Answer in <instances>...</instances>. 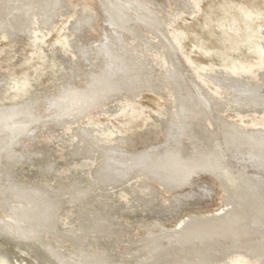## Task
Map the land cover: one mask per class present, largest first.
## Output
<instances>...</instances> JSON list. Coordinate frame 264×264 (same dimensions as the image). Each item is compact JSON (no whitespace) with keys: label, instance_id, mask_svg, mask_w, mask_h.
<instances>
[{"label":"bare ground","instance_id":"1","mask_svg":"<svg viewBox=\"0 0 264 264\" xmlns=\"http://www.w3.org/2000/svg\"><path fill=\"white\" fill-rule=\"evenodd\" d=\"M31 1L32 0H0V4L6 3V5L8 4L11 5V7H16L17 11H19L17 20H20V16H22V13L26 15L29 3ZM57 1L59 2L58 9L56 8L52 13L41 12V10H44L45 8L42 7V3L39 2V5L34 7V14L28 19V21H30L26 23V26H28V28H26L25 30L18 29L16 27L8 29L5 25V22L0 21V32L2 33L0 35L1 38L4 37L19 40L20 37H22L21 41L24 38L28 40L29 43L36 49H42V51H46L47 49L45 48V38L48 33H50L49 29L51 25L55 21L59 20H55L56 17H61V15H63L64 13L68 14L69 17L66 24L60 30L61 43L64 48L60 49L59 46H57L56 48H50L52 52L55 51V54H53L57 58L56 60L59 59L56 75L51 77L52 82L50 84L42 87L41 92L35 93V91L31 89V80L36 79L35 77L30 78L29 75L22 76L13 78V81L9 82V77L3 78L0 74V108L3 111L5 110V112H14L19 108L26 107V105H29L30 107L31 105L36 106L37 109H43L48 106H55L58 103H62V101H64L65 99H67V102L64 105L65 108H71L75 111L74 105H76V103H78L82 98L79 96L80 94H88L93 97L100 90L112 87L113 84L110 82L111 78L119 76L122 81L125 74L132 73V75L136 77L134 79V85L136 84L134 91H128L123 94H112L108 98H120L121 100L125 98L128 100L122 101L120 105H109L110 102H108L104 107H102V109L98 110L99 115L106 116V120L102 121L99 124L92 123L91 126H95L91 129V131L98 129L96 131L97 134L93 135L92 139L94 138L100 141L101 136H107V138H113L115 136L128 138L127 135H124V133H122L123 129H116L119 126L114 125L111 121L112 118L110 117H114L113 115H115V112L117 111L121 112L120 116L122 117L123 111H131L133 107H137L139 110L142 109L143 106L136 104L134 101V98H136L140 92H143V90L150 91L152 88H159L158 91H162L159 96L163 95L166 97L164 104L161 106L162 112L160 114H155L157 119L154 116H149L147 114L145 115V119H150L151 117H153L154 121L146 125L144 132L147 133L149 130L153 131V129L155 130V127H158L160 133L162 134L161 138H159L158 141L152 140V142H154L153 144L144 147L140 151L138 150L131 152L130 155L132 156V158L130 159L123 155L124 153L122 152V147L120 144L108 143L107 145H100V148L97 147L100 156L98 163H96L95 165H91L89 167V170H87V172L89 171L88 174L91 178L89 180L90 182L88 181V183L93 184L96 181H100V183H102L101 185L109 184L108 182H111L112 175H107L108 171L105 167L108 168L109 166H115L120 170L122 168H125L128 170L127 174L132 170H137L141 172V175L145 174L149 179L156 180L159 184L162 185L164 190L169 191V195H166L165 199L167 200V202H169L170 207H173L174 209H180L182 207L192 205L194 202L187 201L185 197H182L183 194L190 195L194 191L190 187L191 181H187L183 178L185 181L183 180L179 182V184L177 183L176 185H172L174 184L172 178L169 175L160 173L161 167H163L165 164L170 167L175 166V168H177L176 171L179 172V175L180 173L183 174L187 169H194L197 168V166L199 167L200 161L203 159V153H218V147H221L220 143H222V141L224 140L223 138L221 139V133L224 134V137L225 135L229 134L230 139L233 138V135L235 134L240 138H245L246 140H258L257 138H264V106L258 105L247 106L248 108L245 110L252 111L255 117H260L259 119H261V121L263 122L253 123V117L248 118L246 116L248 114H244L245 110H241L240 113L243 114V119L247 120L248 122H246L245 124H240L237 128L233 126L232 120L227 119V124H222L221 131H218V133L220 134H217V131L214 132L212 129L206 128L203 129L202 132H199L200 137L197 140L190 128V124L192 123L193 119L192 116H194L195 113L190 108L192 106L191 104H193V101L196 100L195 97L197 95H200L201 98L203 97V101H207L209 105H211L213 110L212 102H214L215 97L212 96L205 88V84L203 81L204 77H210L212 79L211 81L214 87L224 93L226 92V95H234L236 94V90H242L250 94V97H248V99L256 96L257 93L261 91L262 85L264 87V23L261 20V18H264V11H262L261 8L256 7L252 1L249 0L247 1V3L242 2L239 5L234 3L232 0H222L217 3L216 9H213L211 7V9H209L207 12L205 11V23H208V21H216V26L223 36H220L218 39H216V44H214L212 47H206L205 41L202 39V37H196V39L194 38L195 40H193L194 43H192V46L194 47V49L196 48L204 52L207 56L211 57V53H213L215 59L218 61V63L216 64L196 63L184 51H182L183 53L181 54L179 52V47L182 49V41L184 40V37L186 35L185 30L172 26L169 30V33L172 37H174V39H172L171 41V39L167 35V30L163 26V23L156 17L155 11H157V8L152 7L142 0H94L97 4L98 9L89 7L86 4H73L70 0ZM199 1L200 0H172V3L175 5V7H172L174 9L180 10L184 8L191 9L189 11V14L194 12L193 15H195V11L198 10ZM190 4H193V6ZM195 6H197V9H195ZM213 13H215V18H213V16L211 17V14ZM16 16V14L12 15V17ZM97 18L100 21V26L98 28L96 36H92L90 34L86 35L88 26L96 21ZM131 24H138L146 28L148 32H150L149 34L151 35V37L140 35L134 37L131 40L128 39L126 35H128L129 32L133 30V28L130 27ZM155 37L159 41V43L156 42V40L154 39ZM132 41L137 43V47H135L134 44H131ZM242 46H246L248 50H252L257 55H261L262 58L257 60L256 63H253L252 59L250 60V58L247 56L240 57L239 55H236V53L239 52ZM260 46H262L263 49H260L262 48ZM70 54L73 57L70 58L68 56ZM182 56L187 59L188 63ZM144 61H146V63H144ZM152 64L155 65L157 67V70L161 72V76L160 78L158 77V79L146 77L149 71L146 67L147 65L153 67ZM126 66H128L129 72L125 69ZM153 69L154 68H151L150 70ZM157 70L153 71L157 73ZM140 79L142 80L140 81ZM259 83L260 86L258 85ZM256 85L258 86L256 87ZM3 96H5V98H3ZM69 103L71 105H69ZM78 104L80 105V103ZM239 104L241 103H238L237 105ZM3 111H0V117H4ZM201 111L203 112L204 109H202ZM142 114H145L144 110H142ZM87 117L89 118V116ZM209 117H211L212 120L216 121L219 118V115L213 112L211 113V115H209ZM117 118L120 117L118 116ZM124 120V122L119 120L118 124L124 126L126 122L129 123L131 121L127 120L126 118H124ZM55 122L58 121L53 120L51 124H54ZM154 122H157L156 125H154ZM77 125L80 124L78 123ZM55 127L57 128V125ZM214 127L216 126L213 125L212 128ZM77 128L78 127H75L74 130L77 133L81 132L77 130ZM50 129L54 130L51 126L49 127V130ZM180 136L187 138L188 140L182 141L183 138L181 139ZM218 137L220 138V143H218L217 145L216 143L218 142ZM184 142L187 143L186 147L189 146L188 149L183 146ZM191 143L193 144L191 145ZM87 145L93 146L90 143ZM79 146L83 145L79 143ZM260 146L261 147H259V149H257V147L256 150H254L252 146L247 145V147H249V149H247V152L248 150H250V152L248 153L245 150L239 151L238 146L236 148L232 147V155H240L241 158H244L245 162H247L243 166H240L238 169H232L229 165L228 168L230 170V174H233L234 178H232V180L228 183L229 185H226L224 183L223 185L219 186L221 192L220 195L222 198L221 202H224L223 200L226 196H233V198L234 196H236V193L233 192V188L237 189V187H239V179L242 178H238L240 175L246 174L247 176L249 175L247 173L250 172L252 174H257L258 176V174L261 173L260 170H258L257 166L262 168L264 166V140H262ZM14 155L12 153V156H9L7 164L5 163V167L3 166L1 170V172L4 173V175L2 176L5 177L9 182V187L5 189L0 185V199H3V197H5L6 200L4 202L5 204L0 202V238H5L19 249L24 250L27 253H31L34 256L33 258L36 257L39 261L35 259L36 262H31L27 261L23 256H21V254L19 255V253H7L8 251H4L5 249H3V246L0 242V254H2L1 256L4 264H115L112 259H114V256L116 257V255L113 252L110 253L109 251H107L106 248L101 251L94 252L92 250L82 248L78 245H80V243L81 245L84 244L89 240L86 237H88L90 234H93L91 232L95 227L93 228L90 226L92 225L90 224L92 216H99L102 219H106V221L110 222V227L112 225V228L115 226H117L116 228H118V224L103 213L91 211L95 214H92L90 217V215L87 214L88 212L84 211L79 214V221L81 222L82 220V224H84L83 227L88 224V231L86 233L84 232L85 234L83 233L84 236H81V234L79 233L80 229L75 230L74 228H72V225L68 227L66 224L65 228H61L58 225V219L56 218V209L59 207L60 202L57 199L53 198L52 195H49L48 191L44 189L32 188L28 187L27 185H20L18 183V181L14 178L12 168ZM253 157L258 158L256 160L257 163L260 164L254 166L250 161L251 159H253ZM141 163H145L143 167L140 166ZM248 179L249 178L247 177L246 180ZM115 180L117 179L115 178ZM81 182L82 179H80L79 177H74L71 180V183L73 184H81V186L85 184ZM112 182L114 183V181ZM114 186L107 187V190H111V188L113 189ZM17 188H19L21 191L22 189L28 190L27 194H29V197H27V199L20 197L19 193H16L18 190L14 191ZM61 188L62 187H57V189ZM242 188H244V186H242ZM66 189H64V191H67ZM103 189L104 187L102 188V190ZM88 190L90 189H79L74 195V200L75 198L77 199V201L86 199V192ZM84 191L86 192L84 193ZM7 200H11V203H8ZM69 200L71 199L69 198ZM77 203L83 202L78 201ZM12 204L16 208L14 212V207L12 208ZM88 204L90 206V203ZM257 207H262V211L259 215L260 217H262V219H264L263 206L257 205ZM90 209H92L91 206ZM220 209L222 210V205ZM220 209L198 215L185 214L179 219L175 226L163 227V231L161 232L162 234H156L158 237H160L157 238L158 241H154L155 238L151 236V234L150 236L143 235V229H145L148 224H152L154 222L155 216L154 218H152V220L144 219L145 221L141 222V224L138 223L136 231L134 230L137 237L141 236L139 238L141 239V241L136 240L137 242L130 241V243H124L127 248H125V254L122 253V259L129 260L131 258H135V250H131L130 248H133V245H136L138 242H140V244L146 246V249L150 250V253H147V255H149L148 257H146V260L140 259L138 262L136 261V264H221L219 254L218 252H216V250H214L215 247L212 246L211 241L213 240L214 234L220 231V229H222L223 227H228L229 225L231 226V224H233V221H231L230 223V221L226 222L222 221V219H219L220 215L218 214H221L222 212ZM252 210L253 209H251L250 212ZM10 211H12L13 213H15L16 211L19 216H16V214L12 215ZM256 211L257 210H255V212ZM238 215L241 214L239 213ZM147 217L151 218L153 217V214L152 216ZM233 217L234 216H232V220ZM159 218L161 219V216ZM106 221L102 222L106 224ZM262 223L264 227V221ZM108 224L106 225L109 226ZM100 226L104 227L103 225ZM261 226L262 225L258 227ZM263 227H261L260 229L264 231ZM261 230H259V232ZM236 231L238 232V230ZM240 234L241 233H237V235ZM243 235L239 238L243 237ZM56 237L58 238L57 241L59 240L62 244H64V246H60L58 242L56 243V241H53L55 240L53 238ZM169 237L173 238V241H175V243L173 244L170 241L172 244L168 243L166 245L165 243L164 245L162 243V240H165ZM128 238H130V235L128 236ZM73 242H76L77 245H73ZM167 242H169V240ZM69 244L74 246V249L72 251L68 248ZM231 245L234 247V244ZM261 245L262 246L259 245L255 247L254 245V247H249L256 255H262L264 257V243L262 244L261 242ZM257 258L255 259L257 263L259 262V264H264V261L260 259V257ZM126 263L127 261H122L120 264Z\"/></svg>","mask_w":264,"mask_h":264},{"label":"rangeland","instance_id":"2","mask_svg":"<svg viewBox=\"0 0 264 264\" xmlns=\"http://www.w3.org/2000/svg\"><path fill=\"white\" fill-rule=\"evenodd\" d=\"M70 1L73 4L81 3L83 5L86 4L89 7H93L94 9H98L97 4L94 0H70ZM142 1L151 5L152 7L157 8V11H155L156 17L157 19H159V21L163 23V26L167 30L166 31L167 35L171 39V41L172 39H174V37H172L171 34L169 33V30L172 26L185 30L186 35L184 37V40L182 41V45H183L182 49L179 47V52L181 54L183 53L182 51H184L196 63H201V64L218 63L213 53H211L212 54L211 57L207 56L204 52L196 48L194 49L192 43H194L193 40H195L196 37H202V39L205 41L206 47H212L214 44H216V39H218L220 36H223L222 33L219 32L216 26V21H211V22L208 21V23H205L206 16L204 15L205 11L207 12L209 9H211V7L213 9H216L217 3L222 0H200L198 5V10L195 11L196 12L195 15H193L194 12L189 14V11L191 9H186V8L182 10L174 9L173 7H175V5L172 3V0H142ZM232 1L240 5V3L242 2L247 3V1L249 0H232ZM250 1H252L256 7L261 8L262 11H264V0H250ZM39 2L42 3V7L45 8L44 10H41V12L52 13L56 8L58 9L59 2L57 0H32L29 3V7L26 12V15L22 13V16H20V20H17L19 14L17 8L11 7V5L8 4L6 5V3H1L0 21H4L8 29L16 27L18 29L25 30L26 28H28V26H26L27 25L26 23L30 21V20L28 21V19L34 14L33 11L34 7L39 5ZM190 5L193 6V4ZM195 9H197V6H195ZM13 14L14 15L16 14L17 16L12 17ZM214 14L215 13L211 14V17L213 16V18H215ZM68 19L69 17L68 14L66 13L61 15V17L60 16L56 17L55 20L58 21H55L51 25L49 29L50 33H48V35L45 38V44H46L45 48L47 49L46 51L44 50L42 51V49H36L33 45L29 43L28 40L24 38L21 41L22 37H20V39L18 38L19 40L0 37V74L2 75V77L3 78L9 77L8 80L9 82H12L13 78H18L22 76L29 75L30 78L35 77L36 79L31 80L32 83L31 89H33L35 93L41 92L42 87L50 84L52 82L51 77L56 75L59 59L56 60L57 58L54 55L55 51L52 52L50 48H54V47L56 48L57 46H59L60 49L64 48V46L61 43L60 30L66 24ZM261 20L264 23V18H261ZM99 26H100V21L97 18L96 21H94L93 23H91L90 26H88L86 35L90 34L92 36H96ZM130 27L133 28V30L130 31L128 35H126V37L130 40L140 35L151 37V35L149 34L150 32H148L146 28L138 24L135 25L131 24ZM1 34L2 33L0 32V35ZM154 39L156 40L157 43H159L156 37ZM131 44H134V46L137 47L136 42L132 41ZM260 49H263V47ZM236 55H239L240 57L247 56L250 58V60L252 59L253 63H256L257 60L262 58L261 55H257L252 50L251 51L248 50L246 46H242L239 52L236 53ZM68 56L70 58L73 57L71 56V54ZM182 57L184 58V56ZM13 59L15 60L17 59V60L15 61ZM184 60L187 61V59L185 58ZM144 63H146V61H144ZM146 68L147 70H149L146 77L154 78V79H158V77L160 78L161 72L157 70V67L155 65H153V67L147 65ZM151 68H154L153 70L155 71L157 70V73H155L153 70H150ZM125 69L129 72L128 66H126ZM135 78L136 77H134L132 73L131 74L127 73L123 76L122 81L119 76L115 78H111L110 82L113 84L112 87L100 90L99 92H97L98 94L96 93L93 97H91L88 94L86 95H84L83 93L80 94L79 96L82 98L78 103H80L81 106L78 103H76V105H74L75 111L71 108H65L64 105L66 104L67 99L62 101V103H58L55 106H48L43 109H37L36 106H32V105L31 107L29 105H26V107L19 108L17 111L14 112H5V110L3 111L0 108V111H3L4 113V117L3 116H2L3 118L0 117V185L1 187L5 189L9 187V182L5 177L2 176L4 175V173L1 172V170L3 166L5 167V163L7 164L8 162L7 160L9 156H12L13 153V155L14 154L15 155L13 157L14 159H13L12 168H13L14 178L18 181V183L20 185H27L28 187H32V188L44 189L48 191L49 195H52L53 198L57 199L60 202L59 207L56 209L57 211L56 218L58 219L57 220L58 225L61 228H65L66 224L68 227L72 225V228H74L75 230L80 229L79 233L81 234V236L82 235L84 236V234L88 231L87 228L88 224L83 227L84 224H82V220L81 222L79 221L80 220L79 214L84 211L88 212L87 214L90 215V217L92 214H95L92 212L103 213L104 215L108 216L110 219H112L114 222L118 224V228H116L117 226L112 228V225L110 227V222L106 221V219H102L99 216L98 217L92 216V219L90 220L91 222L90 224L92 225L90 224L89 225L93 228L95 227L94 229L91 228L93 230L91 233L93 234H90L88 236L90 238L86 237L89 240L84 243L85 245L84 244L81 245V243L80 245H78L81 246L82 248L92 250L94 252L101 251L106 248L107 251H109L110 253L113 252L116 255V257L114 256V259L116 260L118 259L117 260L118 264H120L122 261H127L126 264H136V261L138 262L140 259H144V260L147 259L146 257H148L149 255V254L147 255V253H150V250L146 249L145 248L146 246L140 244V242H138L136 245H133L132 246L133 248H130L131 250L132 249L135 250V258L133 259L131 258L133 262L131 259L129 260L122 259V253L125 254L126 252L125 248H127V246L124 245V243H130V241L137 242L138 240L141 241V239H139L141 236L137 237L135 231L137 229L138 223L141 224V222L145 221L144 219L152 220V218H154L155 216L154 222L152 224L151 223L148 224L146 228L143 229L144 230L143 235L150 236L151 234V236L155 238V239L154 238L151 239H154V241H158L157 238L160 237H158L157 235L162 234L161 233L163 231L162 228L175 226L179 221V219L183 217L185 214L198 215L210 211L213 212L219 210L222 205V210L220 209L222 212L221 214H218L220 215L219 219H222V221H226V222L230 221V223L231 221H233V224H231L232 227L229 225L228 227H223L222 229H220V231L214 234L213 240L211 241L212 246L215 247V248L213 247L214 250H216V252H218L219 254L221 264H228L229 261H230L229 264H247V263L259 264V262L257 263L255 261L257 257H260V259L264 261V257L262 255H256L253 252V250L249 247V246L254 247V245L255 247L259 245L262 246L261 242L262 244L264 243L263 241L264 231L260 229L261 227H263L262 222L264 221V219H262V217H260L259 215L262 211V207L261 208L257 207L258 205V206H263L264 208V198H263L264 166L263 168L257 166V164H260L257 163L256 159L258 158L253 157V159L250 160L254 166L256 165L258 167V170H260L261 173L258 174V176L257 174H252L250 172L247 173L249 174L247 176L246 174L240 175L238 178L241 177L242 178L239 179V183H240L239 187H237V189L233 188L234 191L232 190L234 193H236V196H234V198L233 196L232 197L226 196L223 200L224 202H221L222 198L219 189V186L223 185L224 183L226 185H229L228 183L232 180V178H234V175L230 174V170L228 168L229 165L232 169L233 168L238 169L240 166H243L247 162V161L245 162L244 158H241L240 155L239 156L236 154L232 155V150H231L232 147L236 148L238 146L239 151L245 150L247 152V149H249L247 145H249L252 146L254 150H256L257 147H258L257 149L261 147L260 145L262 143V140H264L263 137L257 138L258 140L256 139L246 140L245 138L244 139L242 137L240 138L238 137V135L235 134L233 135V138L230 139L229 134H227L228 132L226 133L227 135H225V137L224 134L221 133L222 135L221 139L223 138L224 140L222 141V143H220L219 142L220 138L218 137L219 139L216 144L218 145V143H220L221 146L220 148L218 147V153H211V152H210L211 154L203 153V159L201 158L202 160L200 161V165L199 167L197 166V168H194L195 170L187 169L184 172L185 174L183 173L184 175L181 173L179 175V172L176 171L177 168H175V166L170 167L165 164L163 167H161L160 173L169 175L172 178V181L174 182V184L172 185H176L177 183L179 184V182L183 181L184 179L187 181L189 180L191 181L190 187L194 191L190 195L183 194L182 197H185L187 201H192V202L194 201V202L192 205H188L180 209H174L173 207H170L169 202H167V200L165 199V196L169 195V191L164 190L162 185L159 184L156 180L149 179L145 174L141 175V172L137 170L135 171L132 170L127 174L128 170L125 168L124 169L122 168L121 171L118 167L115 166H109L108 168L105 167L108 171L107 175L110 176L112 175L111 182L114 181V183L108 182L109 184L106 185L105 184L101 185L102 183H100V181H96L93 184L88 183V181L91 178L90 175L88 174L89 171L87 172V170H89V167L91 165H95L96 163H98L100 156L97 147H99L100 145H107L108 143L120 144L122 147V152L124 153L123 155H125L130 159L132 158V156L130 155L131 152L138 150L140 151L144 147L150 146L151 144L154 143L152 142V140L158 141V139L161 138L162 136L158 127H155V130L153 129V131L149 130L147 133L144 132L146 125L154 121L153 117H151L150 119L149 118L145 119L146 118L145 115L147 114L149 116L156 117L155 114H160L162 112L161 106L164 104V101L166 100L165 96L163 95L159 96L162 93L161 90L158 91L159 88L157 89L155 88L156 90L152 88L150 91L143 90V92H140L139 95L136 98H134L136 104L143 106L142 109L139 110L137 107H133L131 111L129 110L123 111L122 117L120 116L121 112L118 111L115 112V115H113L114 117H110L112 118L111 121L113 122V124L119 126L116 129L119 128L121 130L123 129L122 133H124V135H127L128 138H124L121 136L107 138V136L104 137L101 136L100 141L94 138L92 139V136L96 135L97 134L96 131L98 130L95 129L91 131V129L94 128L95 126V125L91 126L92 123L99 124L102 121L106 120V116L99 115L98 110L102 109V107H104L105 104H107L108 102H110L109 105H116V104L120 105L122 101H127L128 99L125 98L122 100L120 98L118 99L117 98L108 99V98L112 94H118V93L123 94L128 91H134V88L136 87V84L134 85ZM141 80L142 79H140V81ZM211 80L212 79L210 77H204L203 79L205 88L212 96L215 97L214 102H212L213 110L211 105H209L207 101H203V97L201 98L200 95H197L195 97L196 100H194L193 104H191L193 107L191 106L190 109H192L195 113L194 116H192L193 119H192V123L190 124V128L192 130V133L195 135L196 140L200 137L199 132H202V130L206 128H210L214 132L217 131V134H220L218 133V131L219 132L221 131L222 124H227L226 123L227 119L232 120L233 126L237 128L239 127L240 124H245L246 122H248L247 120L243 119V114L240 113L241 110H245L248 108L247 106H251V105L264 106L263 85L261 86V91L258 92L256 96L252 97L251 99H248V97H250V94L242 90L235 89L236 94L226 95V92L224 93L221 90L216 89V87H214V85L212 84ZM258 85L260 86V83ZM258 85H256V87ZM3 98H5V96H3ZM238 103L241 104L237 105ZM69 105L71 104L69 103ZM202 109H204L203 112L201 111ZM142 110L145 111V114H142ZM213 112L219 115V118L216 121L212 120L211 117H209V115H211V113ZM244 114H248L246 115L248 118L253 117L252 119L254 121L253 123L263 122L261 121V119H259L260 117L259 118L255 117L252 111L245 110ZM87 116H89V118ZM116 116L117 117L119 116L120 118H117ZM124 118L131 121L129 123L126 122L124 126L118 124L119 120L124 122L125 121ZM53 120L58 122L51 124ZM78 123L80 125H77ZM156 123L157 122H154V125H156ZM56 125L57 128L55 127ZM213 125H215L216 127L212 128ZM50 126L54 130L52 129L49 130ZM75 127H78L77 130L81 132L77 133L74 130ZM181 139L182 141L188 140L187 138L184 137H181ZM79 143L82 144L83 146H79ZM89 143L92 144L93 146L87 145ZM186 144L187 143L184 142L183 146L186 147L187 146ZM192 144L193 143H191V145ZM186 148L188 149L189 146ZM248 152H250V150H248ZM212 161H214L215 163ZM144 164L145 163H141L140 166L143 167ZM210 165L213 167H211ZM227 171L229 172V174ZM173 173L175 174V176ZM195 173L198 174L196 175ZM74 177H79L80 179H82L81 183H85V184L81 186V184L77 185L71 183V180ZM247 177L249 178L248 180H246ZM115 178L117 180H115ZM259 179L262 181H260ZM262 184H263V188H262ZM102 186L104 187L103 190H102L103 188ZM112 186H114L113 189L112 188L111 190L109 189L110 191L107 190V187H112ZM242 186H244V188H242ZM57 187L59 188L62 187V188L57 189ZM87 188H89L90 190H88L87 192L84 191V193L86 192L87 194L85 197L86 199H84L85 201L78 200L80 202H83L84 204L77 203L78 202L77 199L75 198L74 200L75 197L74 195L77 193L79 189L83 190ZM240 188L242 189V191ZM64 189H66L67 191H64ZM14 191H17L16 193H19L20 197L24 199L25 198L27 199V197H29L28 196L29 194H27L28 190L22 189L21 191L19 188H17ZM93 192L95 195L93 194ZM253 194L256 195L254 196ZM192 196L195 198H193ZM69 198L73 200L71 201L69 200ZM5 201H6L5 197H3V199H0V202L3 204H5L4 203ZM10 201L11 200H7L8 203ZM88 203H90L92 209H90ZM13 207L14 205L12 204V208ZM251 209L253 210L250 212ZM14 210H16L15 207L13 208V212ZM255 210L257 211L255 212ZM13 212L10 211L12 215L16 214V216H19V214H17L16 211L15 213ZM239 213L241 215H238ZM0 214H1V210H0ZM152 214L153 217L151 218L147 217V216H152ZM160 216L161 219L159 218ZM232 216H234L233 220H232ZM102 221L103 222L106 221L107 222L106 224H108L109 222L108 224L109 226L104 224ZM100 222H102L103 224ZM100 225H103L104 227ZM260 225L262 226L258 227ZM236 230H238V232ZM259 230L261 231L259 232ZM237 233H241V234L237 235ZM129 235L130 238H128ZM242 235L243 237L239 238ZM244 237L246 238V240ZM248 237L250 238V240ZM53 239H55L53 241H56V243L58 242L60 246H64V244H62L59 240L57 241L58 239L57 237ZM165 240H162V243L164 245L165 243L166 245L168 243L170 244L175 243V241H173L174 239L171 237ZM168 240L169 242H167ZM216 240L221 242H218ZM0 242L1 245L3 246V249H5L4 251L6 252L8 251L7 253L10 252L14 254L19 253V255L21 254V256H23L27 261H31V262H36V260L39 261L36 257L33 258L34 256L31 253H27L26 251L19 249L18 247L13 245V243H11L5 238H0ZM222 244L224 247L222 246ZM231 244H234V247ZM236 244L239 246H237ZM73 245H77V243L73 242ZM73 245L69 244L68 246V248L71 251L74 249ZM87 245L89 248L87 247ZM227 248L230 249L228 250ZM10 249L14 252H12ZM1 255L2 254H0V264H4ZM251 256L252 257L254 256L253 257L254 259ZM114 259H112L113 262L117 264V261ZM244 260L246 261V263Z\"/></svg>","mask_w":264,"mask_h":264}]
</instances>
